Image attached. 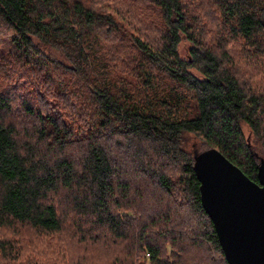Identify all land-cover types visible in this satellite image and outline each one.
<instances>
[{
    "label": "trees",
    "instance_id": "trees-1",
    "mask_svg": "<svg viewBox=\"0 0 264 264\" xmlns=\"http://www.w3.org/2000/svg\"><path fill=\"white\" fill-rule=\"evenodd\" d=\"M210 149L258 182L264 0H0V264H228Z\"/></svg>",
    "mask_w": 264,
    "mask_h": 264
},
{
    "label": "water",
    "instance_id": "water-1",
    "mask_svg": "<svg viewBox=\"0 0 264 264\" xmlns=\"http://www.w3.org/2000/svg\"><path fill=\"white\" fill-rule=\"evenodd\" d=\"M194 171L228 264H264V160L258 182L216 149L199 154Z\"/></svg>",
    "mask_w": 264,
    "mask_h": 264
},
{
    "label": "rangeland",
    "instance_id": "rangeland-1",
    "mask_svg": "<svg viewBox=\"0 0 264 264\" xmlns=\"http://www.w3.org/2000/svg\"><path fill=\"white\" fill-rule=\"evenodd\" d=\"M191 44L183 39L180 47H179V53L181 55L182 58L184 59H188L189 58V51H190V48H191ZM194 74L198 75L196 72H194ZM243 130H244V133H245V137L246 138H250L251 139V131L250 129L248 128V126L244 125L243 126ZM197 142L196 140L192 141L190 144H189V149L192 148V145ZM199 144V143H198ZM263 156V155H262ZM264 157V156H263ZM216 258H219L217 255H215Z\"/></svg>",
    "mask_w": 264,
    "mask_h": 264
}]
</instances>
